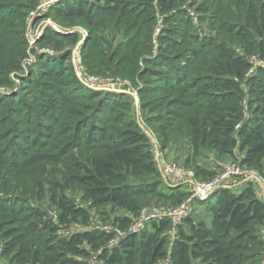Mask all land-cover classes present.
Returning a JSON list of instances; mask_svg holds the SVG:
<instances>
[{
    "label": "rangeland",
    "instance_id": "374dc122",
    "mask_svg": "<svg viewBox=\"0 0 264 264\" xmlns=\"http://www.w3.org/2000/svg\"><path fill=\"white\" fill-rule=\"evenodd\" d=\"M61 1L0 0V264H29L23 262L28 249L80 231L124 236L126 230L116 218L131 215L123 209L93 206L73 183L64 188L65 196L89 212V221L62 224L51 194L64 184L75 161L84 160L97 146L106 151L109 136L127 125L141 128L148 137L159 171L160 158L214 175L222 163L240 161L243 153L237 148L228 156L201 143L196 131L207 127L200 124L214 94L197 86L224 50L247 61L246 77L264 69V51L258 48L264 42V28L249 30L250 43L238 28L252 13L249 4L257 19L264 17V0H171L175 6L169 11L162 10L157 0H128L136 5L129 12L95 11L91 22L57 14L55 7ZM138 7H142L139 17L134 16ZM241 82L247 117L255 111V98ZM104 110H110L107 118ZM252 169L264 178V168ZM160 178L165 186L158 189L163 193H169L168 187L188 191L186 184H170L162 174ZM246 183L230 178L222 186L238 191ZM250 184L264 199L258 185ZM141 200L139 216H131L127 231L150 230L151 222L163 217L162 210L178 207L155 193ZM205 209V203L189 202L186 215L171 220L170 240L178 235L184 217L205 216ZM33 210L43 211L44 219L57 224L56 231L41 230L38 219L21 230L19 225L34 221ZM18 217L25 218L18 223ZM8 233H22V249L8 253L4 245ZM259 240L248 256L249 264H264V226ZM117 242L114 238L108 244ZM84 247L89 253L86 264H106L99 259L101 249ZM159 264L172 263L165 259Z\"/></svg>",
    "mask_w": 264,
    "mask_h": 264
},
{
    "label": "trees",
    "instance_id": "16d2710c",
    "mask_svg": "<svg viewBox=\"0 0 264 264\" xmlns=\"http://www.w3.org/2000/svg\"><path fill=\"white\" fill-rule=\"evenodd\" d=\"M100 1L63 0L55 7V11L59 15L82 17L91 22L95 11L98 14L106 11L124 14L136 6L133 1L127 3L128 0ZM157 2L164 11L175 6L171 0ZM146 6L149 8L150 5ZM248 6L253 18L248 15L246 22L238 26L246 43L252 42V39H246L250 36L251 28H264L263 13V18L257 19L256 10L252 5ZM140 10L142 7L134 11V16L139 17L137 14ZM72 37L73 40L76 39V36ZM258 48L264 51V42L259 43ZM247 67L248 63L242 56L233 50H224L216 67L197 86L211 90L214 95L206 108L205 121L200 124L201 127H207L201 133L196 132L201 143L208 144L218 154L233 156L234 149L237 148L243 153L241 164L261 171L264 168V111L257 112L264 106V69H259L257 75L246 77ZM241 81H244L251 96L255 98V111L247 117L244 116V107L241 105ZM249 106L251 107L250 102ZM109 114L110 110H104L105 118ZM104 117L100 118L105 120ZM114 117L115 115L111 116L113 119ZM108 140H111V144L106 151L95 147V151L84 160L75 161V166L68 171L63 185L57 183L60 189L52 192L51 201L59 212L60 223L89 221V212L71 203L65 196L64 188L73 183L79 186L83 198L93 206L110 204L113 209H123L132 217L139 216L143 195L155 193L170 200L173 203L171 205H178L187 198L188 192L179 190L178 187L167 186L169 193L158 189L164 185L160 178L161 171L149 148L148 137L141 128L135 129L127 125L114 131ZM194 173L199 180H207L214 175L198 166ZM144 177L149 179L145 180ZM191 202L205 203V216L188 214L179 226L178 235L171 240L167 231L172 222L167 217L151 222L150 230L136 232L127 231L132 224L131 216H120L116 218V223L127 231L122 238L102 230L80 231L69 238L45 242L39 247L28 249V258L23 262L86 264L84 258L89 255L84 247L86 245L94 251L101 249L99 259L106 264H159L165 259L172 264H249L248 256L256 245L261 244L259 231L264 226V200L256 196L253 186L246 183L238 191L220 186L207 199H193ZM30 213H33L34 221L19 225L21 230H25L28 224L34 225L38 219L41 230L56 231L57 224L44 219L43 211L33 210ZM24 218L18 217L16 222L21 223ZM20 234L22 233H8L5 236L9 238L4 243L8 253L23 248L19 240ZM114 238L118 239L117 244L109 245Z\"/></svg>",
    "mask_w": 264,
    "mask_h": 264
},
{
    "label": "built area",
    "instance_id": "2783aa9c",
    "mask_svg": "<svg viewBox=\"0 0 264 264\" xmlns=\"http://www.w3.org/2000/svg\"><path fill=\"white\" fill-rule=\"evenodd\" d=\"M159 166L162 177L166 182L170 184L188 185V196L184 201L178 204L176 209L162 210L161 213L163 214V217H167L170 220H175L177 216L179 218L185 216L189 202L193 199L207 198L217 187L222 186V184L230 178L245 179L249 183L251 182L254 185H258L261 193L264 192V178L251 167L241 164L240 161L222 163L220 171L207 180H199L195 177L193 170L177 166L176 164L167 162L162 158L159 159Z\"/></svg>",
    "mask_w": 264,
    "mask_h": 264
}]
</instances>
